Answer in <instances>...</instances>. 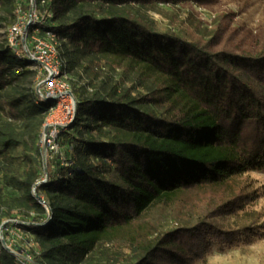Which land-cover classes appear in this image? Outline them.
Returning a JSON list of instances; mask_svg holds the SVG:
<instances>
[{
  "label": "trees",
  "instance_id": "trees-1",
  "mask_svg": "<svg viewBox=\"0 0 264 264\" xmlns=\"http://www.w3.org/2000/svg\"><path fill=\"white\" fill-rule=\"evenodd\" d=\"M35 1L49 15L40 33L86 82L71 86L75 115L57 137L64 165L48 150L43 172L54 100L36 92L34 61L0 42V159L27 160L3 167L17 195L0 192V224L15 219L32 237L30 264H194L213 244L264 233L245 175L264 169V40L228 13L208 26L162 12L164 28L147 13L217 0ZM17 5L0 0L8 27ZM0 264H20L1 239Z\"/></svg>",
  "mask_w": 264,
  "mask_h": 264
},
{
  "label": "rangeland",
  "instance_id": "rangeland-1",
  "mask_svg": "<svg viewBox=\"0 0 264 264\" xmlns=\"http://www.w3.org/2000/svg\"><path fill=\"white\" fill-rule=\"evenodd\" d=\"M26 1V0H22ZM161 11H148V15L156 21L159 28H164L168 25V19L162 12H174L180 16H184L187 11H192L197 18L201 19L203 24L210 25L215 17L220 13H228L232 15L231 27H239L247 31L251 37L264 40V0H217L215 3L208 6H199L194 4L183 5H159ZM8 17L6 13L0 11V42L5 39L8 24L5 19ZM102 65V63H101ZM68 80L73 89L79 88L86 82V73L81 69V79L77 80V74L74 70L67 71ZM116 77H120L121 71L115 70L113 73ZM131 75L127 74L124 77L123 83L130 85ZM134 92V91H133ZM38 146L41 148L42 154L39 156L41 170L44 172L46 168L47 157L44 156V144L40 140ZM66 146L58 145L52 152L51 157L55 162V167L64 165L66 157ZM33 152V151H32ZM15 160L13 163L5 162L0 159V192L8 195H17V191L4 180V166L10 165L11 169L18 167V172H21L27 167V160L19 155V151H15ZM247 180L251 182L252 189H255V194L248 200L246 207L250 210L258 212V222L262 223L264 228V169L251 170L247 172ZM4 221V220H3ZM12 235L17 244L26 243V249L37 251L38 247L30 235H25L20 232L17 227L12 229ZM20 237H22L20 239ZM213 239V238H212ZM221 240V238H219ZM26 241V242H25ZM218 241V240H217ZM200 249V248H199ZM198 249V250H199ZM194 264H264V233L254 235L252 239L240 238L233 246H221L213 244L211 248L205 252L198 251L195 257Z\"/></svg>",
  "mask_w": 264,
  "mask_h": 264
},
{
  "label": "built area",
  "instance_id": "built-area-1",
  "mask_svg": "<svg viewBox=\"0 0 264 264\" xmlns=\"http://www.w3.org/2000/svg\"><path fill=\"white\" fill-rule=\"evenodd\" d=\"M17 1L15 20L7 28L6 40L17 55L23 54L36 64V92L42 98L54 100L45 117L40 139L44 144V156L47 157V151L52 152L58 146L59 132L72 122L77 101L58 52L55 35L50 31H39L38 24L49 15L38 11L35 0ZM16 222L15 219H6L0 224V239L20 264H30L32 254L26 249L27 242L17 244L18 239L15 240L12 235V223Z\"/></svg>",
  "mask_w": 264,
  "mask_h": 264
}]
</instances>
